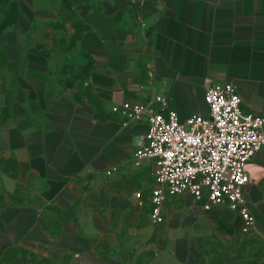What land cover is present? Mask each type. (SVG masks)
<instances>
[{
  "label": "crops",
  "instance_id": "0c3cea01",
  "mask_svg": "<svg viewBox=\"0 0 264 264\" xmlns=\"http://www.w3.org/2000/svg\"><path fill=\"white\" fill-rule=\"evenodd\" d=\"M1 1L0 264L12 250L57 261L69 256L72 264H142L113 254L126 250L115 238V220L129 225L142 213L131 194L113 189L104 209L79 205L76 179L154 178L153 162L133 157L146 121L126 126L112 109L126 100L163 94L185 120L207 112L210 84L230 81L244 106L264 115V0H166L136 29L115 19L127 3L91 7L69 50L80 60L73 88L51 85L54 60L69 56L53 44L54 7ZM113 164L120 169L107 175ZM248 166L254 228L245 232L227 206L206 209L188 192L170 196L162 223L171 238L149 264H232L223 251L264 239V148Z\"/></svg>",
  "mask_w": 264,
  "mask_h": 264
},
{
  "label": "built area",
  "instance_id": "2783aa9c",
  "mask_svg": "<svg viewBox=\"0 0 264 264\" xmlns=\"http://www.w3.org/2000/svg\"><path fill=\"white\" fill-rule=\"evenodd\" d=\"M205 101L206 113H192L185 120L168 107L163 94L147 102L126 100L112 109L126 126L146 121V133L133 157L154 164L155 184L150 191L154 223L165 221L170 196L188 192L195 200H203L206 209L224 205L237 211L248 232L256 217L248 206L252 179L247 166L264 148V115L247 109L238 86L230 81L210 84ZM119 169V164H113L106 174Z\"/></svg>",
  "mask_w": 264,
  "mask_h": 264
},
{
  "label": "rangeland",
  "instance_id": "374dc122",
  "mask_svg": "<svg viewBox=\"0 0 264 264\" xmlns=\"http://www.w3.org/2000/svg\"><path fill=\"white\" fill-rule=\"evenodd\" d=\"M166 0H41L42 5L48 3L54 7L51 20L54 29V47L60 51L72 50L75 41L81 31L86 27L84 17L92 8L96 10L105 9L106 6L123 5L128 6L120 10L115 15V19L125 26L138 28L144 25V21L150 15H154L159 10V5ZM28 4V1H25ZM5 2H0V17L4 10ZM26 18V16H25ZM64 54V53H63ZM66 60H54V69L51 74V85L61 84L63 87L73 88L76 85L75 73L80 70L79 57L72 55ZM57 90V87H54ZM139 178L134 176H100L97 174L85 175L76 179L74 189L79 190L81 196L77 204L92 205L99 209H104L111 199L116 189L131 194L135 208L142 211L140 217L129 225L119 224L115 220V238L123 240L126 250L113 252L114 256L132 257V260L140 261L142 264H149L150 261L159 254L168 244L171 234L167 231L166 223H154L149 216L151 210L150 191L154 178L149 175L144 184L138 183ZM251 186V184H250ZM264 194V183H262ZM120 191H118L120 193ZM142 196H137L138 192ZM73 194V193H72ZM76 194V193H75ZM174 197V196H171ZM168 198V201L170 198ZM253 199V195L251 194ZM262 220H264V203L262 204ZM259 216L257 215V218ZM255 238V237H253ZM106 241L102 244L105 245ZM104 256L110 255L109 251H104ZM225 261H231L232 264H264V239L255 238L250 242L243 244L239 251H223L221 253ZM7 264H72L71 258L65 256L61 261L51 258H40L36 255H29L25 251L12 250L7 254Z\"/></svg>",
  "mask_w": 264,
  "mask_h": 264
},
{
  "label": "water",
  "instance_id": "95a60500",
  "mask_svg": "<svg viewBox=\"0 0 264 264\" xmlns=\"http://www.w3.org/2000/svg\"><path fill=\"white\" fill-rule=\"evenodd\" d=\"M247 168H248V170H249V166H247ZM249 172H250V170H249Z\"/></svg>",
  "mask_w": 264,
  "mask_h": 264
}]
</instances>
